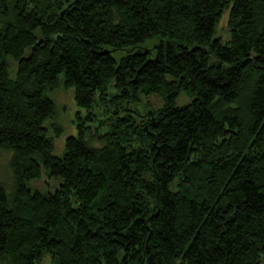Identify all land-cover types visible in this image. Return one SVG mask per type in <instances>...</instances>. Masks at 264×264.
<instances>
[{"label": "trees", "instance_id": "obj_1", "mask_svg": "<svg viewBox=\"0 0 264 264\" xmlns=\"http://www.w3.org/2000/svg\"><path fill=\"white\" fill-rule=\"evenodd\" d=\"M61 84L112 115H79L57 156ZM0 149V264H261L264 0H0ZM42 166L53 192L28 186Z\"/></svg>", "mask_w": 264, "mask_h": 264}, {"label": "rangeland", "instance_id": "obj_2", "mask_svg": "<svg viewBox=\"0 0 264 264\" xmlns=\"http://www.w3.org/2000/svg\"><path fill=\"white\" fill-rule=\"evenodd\" d=\"M228 13L225 12L220 21L216 25V32L214 37L219 38L223 44H228L231 39V32L227 26ZM145 47L157 46L156 40H150L145 43ZM124 52H114L113 55L117 62L121 60ZM12 76L15 75V70L11 69ZM117 91L114 82L108 88L106 97L111 98ZM49 96L54 100L56 105V114L53 118L46 122V127L49 129V136L53 139L54 153L57 156H63L65 152L66 139L69 136L78 135V117L84 119L85 123L94 126L99 123L98 120L105 119L106 116L112 115V110L105 104V100L101 97V92L95 95L93 107L89 110L81 108L77 105L75 100V89L65 88L61 84L58 88L48 92ZM192 97L185 92H181L176 100V106H184L191 102ZM134 112L139 111V115H145L152 110H157L163 106V99L158 93L144 95L140 93V99L136 103H132ZM97 118V121H89L88 116L91 115ZM60 128V132L56 128ZM105 129H102L104 132ZM13 152L0 149V184H2L8 192L12 191L15 186V178L10 167V161ZM54 182L49 178L48 170L42 166V175L39 178L33 179L28 182V186L32 189H40L45 192H53L55 190ZM76 202V200H75ZM76 204V203H74ZM49 258V257H48ZM5 264V263H2ZM44 264H47L45 261ZM261 264H264V254L261 256Z\"/></svg>", "mask_w": 264, "mask_h": 264}, {"label": "water", "instance_id": "obj_3", "mask_svg": "<svg viewBox=\"0 0 264 264\" xmlns=\"http://www.w3.org/2000/svg\"><path fill=\"white\" fill-rule=\"evenodd\" d=\"M64 14H65V11L62 12V16H64Z\"/></svg>", "mask_w": 264, "mask_h": 264}]
</instances>
